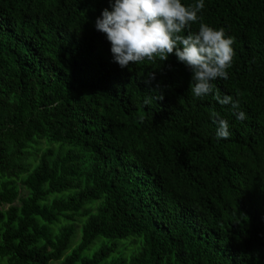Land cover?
Wrapping results in <instances>:
<instances>
[{"label":"trees","instance_id":"trees-1","mask_svg":"<svg viewBox=\"0 0 264 264\" xmlns=\"http://www.w3.org/2000/svg\"><path fill=\"white\" fill-rule=\"evenodd\" d=\"M114 3L0 0V264H264V0H203L183 34L233 58L202 98L175 53L115 62Z\"/></svg>","mask_w":264,"mask_h":264},{"label":"clouds","instance_id":"clouds-1","mask_svg":"<svg viewBox=\"0 0 264 264\" xmlns=\"http://www.w3.org/2000/svg\"><path fill=\"white\" fill-rule=\"evenodd\" d=\"M204 8L203 0L195 5H185L181 0H115L113 10L105 9L102 18L96 21V28L107 34L115 62L122 68L148 58L167 60L175 53L192 71L191 93L202 98L213 92L211 81L228 78L226 69L233 58V40L226 37L223 29H214L200 23L199 31L184 35L190 23L198 20V12ZM179 45V46H178ZM215 99L222 105H231L237 120H244L246 114L235 111L239 101L231 96ZM217 137L228 138L229 123L216 119Z\"/></svg>","mask_w":264,"mask_h":264},{"label":"rangeland","instance_id":"rangeland-1","mask_svg":"<svg viewBox=\"0 0 264 264\" xmlns=\"http://www.w3.org/2000/svg\"><path fill=\"white\" fill-rule=\"evenodd\" d=\"M77 236H78V235H77ZM77 239H78V237H77ZM77 239L75 240V244H74V246H73V247H75V246L77 245V243H76ZM98 248H99V246H98V247H97V246H96V247H94L93 251H94V250H96V249H98Z\"/></svg>","mask_w":264,"mask_h":264}]
</instances>
